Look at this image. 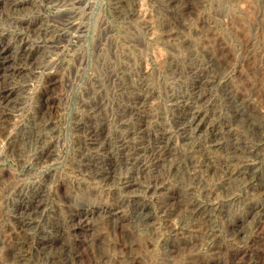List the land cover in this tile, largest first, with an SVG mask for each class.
Masks as SVG:
<instances>
[{
	"label": "rangeland",
	"instance_id": "rangeland-1",
	"mask_svg": "<svg viewBox=\"0 0 264 264\" xmlns=\"http://www.w3.org/2000/svg\"><path fill=\"white\" fill-rule=\"evenodd\" d=\"M2 50L0 264H264V0H0Z\"/></svg>",
	"mask_w": 264,
	"mask_h": 264
},
{
	"label": "bare ground",
	"instance_id": "bare-ground-1",
	"mask_svg": "<svg viewBox=\"0 0 264 264\" xmlns=\"http://www.w3.org/2000/svg\"><path fill=\"white\" fill-rule=\"evenodd\" d=\"M136 10V9H135ZM135 12V11H134ZM132 14H134V13H132ZM4 53H5V51L4 50H2L1 52H0V63H2V64H4L5 65V63H7L8 62V60H7V56H5L4 55ZM5 67V66H4ZM10 67V66H9ZM10 72V71H9ZM197 77H198V75H196ZM199 78V77H198ZM204 78V77H203ZM208 79V78H207ZM141 87H143V86H141ZM197 87V86H196ZM139 88V87H138ZM144 89V88H143ZM11 90V89H10ZM10 98V97H9ZM8 98V99H9ZM142 99V98H141ZM178 99V98H177ZM196 99V98H195ZM176 100V99H175ZM185 103V102H184ZM182 104V103H181ZM190 104V103H189ZM185 105V104H184ZM178 107V106H177ZM191 108V107H190ZM177 109V108H176ZM190 111V110H189ZM208 113V112H207ZM187 115H190V118L189 119H187V117L188 116H184V117H182V121H181V123H180V129L182 130V131H185V133L187 132V137H186V140L188 139V141L189 142H191V141H193V140H197L196 141V144L197 145H194V146H192V151L193 152H201V154L203 155V159L202 158H200V159H197V160H195V161H193V162H191L190 163V170H191V172L194 174V175H196V174H198L197 173V171H199V169L198 168H200L201 166H203V165H205L206 167H207V171H211L210 169H212V171L213 172H215V171H217L218 169V171H227L226 169H228V167L231 165V162H229L228 160H223V161H220V157L218 158L217 156H215V155H213L212 154V152H211V149L212 148H215V147H223V142L221 141L222 140V136H223V134H222V131H221V127L219 126V125H216L215 127H212L211 126V128H208V125L206 126V123H205V118H204V115H202L197 109L196 110H194V111H191V113L190 114H187ZM177 116V115H176ZM159 122V121H158ZM151 123V122H150ZM212 123V122H211ZM210 125V124H209ZM212 125V124H211ZM194 126V127H193ZM155 127H157V126H155ZM190 127H191V131H190ZM193 127V128H192ZM158 129V128H157ZM165 129V128H164ZM159 130V129H158ZM163 130V129H162ZM157 131V130H156ZM161 131V130H160ZM160 131H158V132H160ZM167 132L168 131H165V132H163V134L161 133V138L163 139V138H165V144H164V146H165V148L167 149L166 151H167V153H168V155H173V153H176L177 154V152H175V151H177V149H176V147H175V145H173V143L171 142V139L168 137V134H167ZM153 133V132H152ZM184 133V132H183ZM159 135V134H158ZM154 136V135H153ZM157 136V135H156ZM155 137V136H154ZM156 139H157V137H156ZM155 139V140H156ZM163 141V140H162ZM159 142V141H158ZM188 142V143H189ZM161 144V143H160ZM163 144H161V145H163ZM194 144V143H193ZM156 145H157V143H156ZM160 145V146H161ZM157 148H159V146L157 147ZM156 148V149H157ZM227 148V147H226ZM160 149V148H159ZM162 149V148H161ZM176 149V150H175ZM225 149V148H224ZM153 150V149H152ZM164 150V149H163ZM162 150V151H163ZM213 150V149H212ZM216 150H217V148H216ZM154 151L155 150H153V153H152V155L154 154V159H155V157H156V153H154ZM158 151V149L156 150V152ZM160 151V150H159ZM162 151H161V154H162ZM227 151V150H226ZM191 152V151H190ZM189 152V153H190ZM231 152V151H230ZM150 153V154H151ZM160 153V152H159ZM159 153H158V156H159ZM179 153V152H178ZM192 153V152H191ZM228 153V152H227ZM164 154V153H163ZM200 154V153H199ZM149 155V154H148ZM147 155V156H148ZM189 155V154H188ZM192 155V154H191ZM151 156V155H150ZM157 156V157H158ZM163 156H165V155H163ZM184 156V155H183ZM156 157V158H157ZM169 157V156H168ZM161 158V157H160ZM157 159L158 160V162L162 165V163H163V161H165V160H168L167 158L166 159ZM194 158V157H193ZM212 158V159H211ZM188 159V158H187ZM170 160V159H169ZM193 160V159H192ZM156 161V160H155ZM190 161H191V159H190ZM166 163V162H165ZM176 163V162H175ZM147 164V163H146ZM143 165V164H142ZM157 165H158V163H157ZM171 166V165H170ZM173 166V165H172ZM144 167V166H143ZM158 167V166H157ZM141 168V167H140ZM144 169H145V167H144ZM143 170V169H142ZM231 170V169H230ZM168 171H169V174L173 171H175V170H173L171 167H169V169H168ZM191 173V174H192ZM210 173V172H209ZM243 173V172H242ZM206 174V173H205ZM204 174V175H205ZM214 174V173H213ZM240 174V172L238 171H236V172H230L228 175L229 176H232V175H239ZM199 175V174H198ZM198 175H197V177H198ZM165 177V176H164ZM169 177V176H168ZM167 177V178H168ZM194 177V176H193ZM234 177V176H233ZM237 177V176H236ZM200 178V177H199ZM202 179H203V177H202ZM229 179V178H228ZM230 180V179H229ZM233 180V179H232ZM235 180H236V178H235ZM124 182H125V180H124ZM132 183V182H131ZM167 183V182H166ZM153 184V183H152ZM157 184V183H156ZM132 186V185H131ZM155 186V185H154ZM162 187V186H161ZM165 187V186H164ZM161 189V188H159V186H157L155 189ZM170 188H171V186H170ZM169 188V189H170ZM263 188V187H262ZM157 189V190H158ZM162 189H164V188H162ZM166 191V190H165ZM169 194V193H168ZM170 195V194H169ZM172 195V194H171ZM166 198H168V197H166ZM176 199V198H175ZM168 203V202H167ZM200 203H202V202H200ZM207 203V202H206ZM204 205H205V203H203ZM196 205V204H195ZM208 205V204H207ZM148 205H146V204H143L142 205V203H141V206H140V212L139 213H141V211L142 212H144L145 210H146V207H147ZM203 206V205H202ZM196 207L197 208H199V207H201L200 206V204H198V205H196ZM195 206H194V208H196ZM192 208V207H191ZM210 208V207H209ZM93 209V208H92ZM149 209V208H148ZM206 209V208H205ZM211 209V208H210ZM191 210V209H190ZM193 210V209H192ZM198 210V209H197ZM167 211V210H166ZM196 211V210H195ZM208 211V210H207ZM194 212V211H193ZM92 212H87V213H85L83 216H82V220H83V222H86V219L87 218H89V216L90 215H92L91 214ZM108 213V212H107ZM109 213H111V215L113 216V215H116L115 214V211L113 212V211H110ZM117 213V212H116ZM198 213H199V211H198ZM202 213H204L203 211H202ZM201 213V214H202ZM146 214V213H145ZM197 214V213H196ZM206 214V213H205ZM144 215V214H143ZM145 216H147V214L145 215ZM78 217V216H77ZM79 218V217H78ZM150 217L148 216V217H146V220L147 221H149L150 219H149ZM238 224V223H237ZM242 228V227H241ZM237 229V228H236ZM238 230V229H237ZM239 231V230H238Z\"/></svg>",
	"mask_w": 264,
	"mask_h": 264
}]
</instances>
